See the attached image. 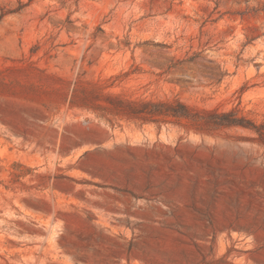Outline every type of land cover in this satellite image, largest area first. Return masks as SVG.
Returning <instances> with one entry per match:
<instances>
[{
  "label": "rangeland",
  "instance_id": "obj_1",
  "mask_svg": "<svg viewBox=\"0 0 264 264\" xmlns=\"http://www.w3.org/2000/svg\"><path fill=\"white\" fill-rule=\"evenodd\" d=\"M173 100L264 133V0H0V264H264V142Z\"/></svg>",
  "mask_w": 264,
  "mask_h": 264
},
{
  "label": "trees",
  "instance_id": "obj_2",
  "mask_svg": "<svg viewBox=\"0 0 264 264\" xmlns=\"http://www.w3.org/2000/svg\"><path fill=\"white\" fill-rule=\"evenodd\" d=\"M128 106L137 109L134 114L137 116L149 115L152 119L158 121L164 118H172L176 121H193L197 122L205 120L206 117L211 118L212 125L217 128H245L251 131H255L260 136L262 142H264L263 129L257 127L251 121L239 117L235 110L225 113H219L218 111H206L197 110L180 100H173L168 102L157 103H130ZM141 106V107H140Z\"/></svg>",
  "mask_w": 264,
  "mask_h": 264
}]
</instances>
